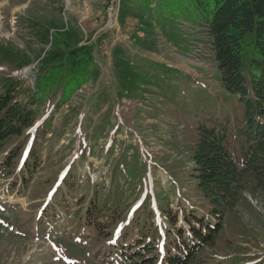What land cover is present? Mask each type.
Listing matches in <instances>:
<instances>
[{
  "label": "rangeland",
  "instance_id": "rangeland-1",
  "mask_svg": "<svg viewBox=\"0 0 264 264\" xmlns=\"http://www.w3.org/2000/svg\"><path fill=\"white\" fill-rule=\"evenodd\" d=\"M111 1L0 0V41L17 54L0 53V91L5 78H19L23 89L30 88L22 101L34 90L37 56L49 47L37 32L42 25H77L96 45L98 63L97 78L68 102L33 106L35 124L0 151L1 162L10 148H19L12 165L0 164V264H114L111 239L135 234L137 220L152 222L160 239H167L176 227L163 205L181 226L184 211L204 204L188 138V117L198 102H188L205 95L209 101L202 110L218 115L233 102L220 84L206 32L156 8L147 13L150 24L142 31L141 0H132L134 15L124 24L119 18L124 0L112 6L113 21ZM153 42L155 48L148 49ZM116 46L137 68L161 72V85H149L142 99L122 98L113 66ZM156 64L180 71L174 76L176 93L170 91L168 70ZM242 184L241 199L226 215L215 245L203 250L207 264H264V187L250 178ZM97 191L100 199L118 204L111 237L90 238L80 229Z\"/></svg>",
  "mask_w": 264,
  "mask_h": 264
},
{
  "label": "trees",
  "instance_id": "trees-1",
  "mask_svg": "<svg viewBox=\"0 0 264 264\" xmlns=\"http://www.w3.org/2000/svg\"><path fill=\"white\" fill-rule=\"evenodd\" d=\"M141 1L142 31L149 23L147 13L155 8L204 28L220 84L233 102L230 110H218L219 115L202 110L201 105L209 101L204 99L205 95H197L188 102H198L197 111L191 114L192 118L188 117L191 126L188 138L193 176L204 204L193 206L189 212L183 210L181 226H177L178 215L163 205L162 212L168 214L176 227V235L170 232L167 239H160L161 232L152 222L137 220L135 234L124 232L111 239L110 257L114 264H207L203 250L215 245L226 215L241 199L242 182L250 178L264 187V0ZM132 4V0H124L119 16L121 24L134 15ZM138 31L135 40L140 37ZM37 32L49 47L37 56L34 90L22 101L20 97L28 94L30 88L23 89L19 78H5L4 89L0 91V151L11 138L22 136L35 124L33 106L55 99L62 105L97 74L96 45L84 39L77 25H42ZM155 46L154 42L147 44L151 50ZM0 53L6 57L17 55L8 43L1 41ZM22 56L25 64L30 63L27 55ZM156 65L168 70L170 91L176 93L174 76L180 71L165 64ZM113 66L122 98L142 99L149 85L162 83L161 72L150 74L137 68L122 46L114 49ZM17 149L10 148L0 164L12 165L18 156ZM117 210L118 204L107 196L100 199L97 191L85 207L81 231L90 238L113 236L112 226L119 217Z\"/></svg>",
  "mask_w": 264,
  "mask_h": 264
},
{
  "label": "built area",
  "instance_id": "built-area-1",
  "mask_svg": "<svg viewBox=\"0 0 264 264\" xmlns=\"http://www.w3.org/2000/svg\"><path fill=\"white\" fill-rule=\"evenodd\" d=\"M115 3H116V0H112L111 1V4H110V14H112V6H115ZM113 18H115V15L112 14V21H113Z\"/></svg>",
  "mask_w": 264,
  "mask_h": 264
}]
</instances>
